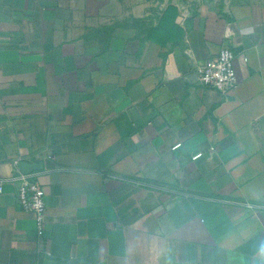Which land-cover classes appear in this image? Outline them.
<instances>
[{
    "label": "crops",
    "instance_id": "crops-1",
    "mask_svg": "<svg viewBox=\"0 0 264 264\" xmlns=\"http://www.w3.org/2000/svg\"><path fill=\"white\" fill-rule=\"evenodd\" d=\"M157 5L0 0V264H264V0Z\"/></svg>",
    "mask_w": 264,
    "mask_h": 264
},
{
    "label": "built area",
    "instance_id": "built-area-1",
    "mask_svg": "<svg viewBox=\"0 0 264 264\" xmlns=\"http://www.w3.org/2000/svg\"><path fill=\"white\" fill-rule=\"evenodd\" d=\"M235 53L229 47H223L214 56L206 59L195 70L196 81L204 87L227 90L236 84V73L233 65ZM180 146L177 144L175 147ZM4 181L18 184L17 198L20 207L35 215L37 234L44 232L46 202L45 190L39 181L36 170L25 172L16 170L7 178H0V185Z\"/></svg>",
    "mask_w": 264,
    "mask_h": 264
},
{
    "label": "rangeland",
    "instance_id": "rangeland-1",
    "mask_svg": "<svg viewBox=\"0 0 264 264\" xmlns=\"http://www.w3.org/2000/svg\"><path fill=\"white\" fill-rule=\"evenodd\" d=\"M132 1H136V0H130V2H132ZM148 1H150L151 3H153V4H155L156 3V6L158 7V5L157 4H159V2L163 5L164 3H165V1H167V0H148ZM151 17L152 16H150L149 18H147V20H146V22H142V20H134V25L135 26H140V28H141V26L144 24V25H146V26H148L149 25V22H148V19H151Z\"/></svg>",
    "mask_w": 264,
    "mask_h": 264
},
{
    "label": "water",
    "instance_id": "water-1",
    "mask_svg": "<svg viewBox=\"0 0 264 264\" xmlns=\"http://www.w3.org/2000/svg\"><path fill=\"white\" fill-rule=\"evenodd\" d=\"M20 167L22 171L30 172V171L39 169L40 166H38V164H30L27 162H21Z\"/></svg>",
    "mask_w": 264,
    "mask_h": 264
},
{
    "label": "clouds",
    "instance_id": "clouds-1",
    "mask_svg": "<svg viewBox=\"0 0 264 264\" xmlns=\"http://www.w3.org/2000/svg\"><path fill=\"white\" fill-rule=\"evenodd\" d=\"M261 253H262V255H264V248L261 249Z\"/></svg>",
    "mask_w": 264,
    "mask_h": 264
}]
</instances>
